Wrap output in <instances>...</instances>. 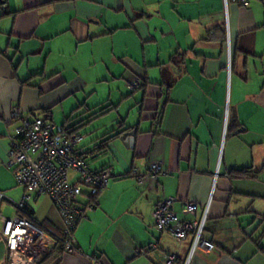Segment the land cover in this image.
Listing matches in <instances>:
<instances>
[{"label": "crops", "instance_id": "crops-1", "mask_svg": "<svg viewBox=\"0 0 264 264\" xmlns=\"http://www.w3.org/2000/svg\"><path fill=\"white\" fill-rule=\"evenodd\" d=\"M3 2L9 12L0 16L3 215L13 216L25 193L7 165L19 123L11 110L55 124L58 107H69L91 81L110 86L107 100L84 101L77 107L85 109L62 116L60 125H73L81 137L89 121L101 120L89 146H80L91 169L107 168L112 177L77 224L76 252L60 251L52 240L40 264H166L167 253L176 256L172 264H185L192 233L177 241L155 230L152 210L167 194L175 195L172 209L181 219L198 221L206 209L202 237L214 247L197 249L188 264H264V0ZM134 80L138 89L113 95V87L119 92L120 82L126 88ZM132 129V145L120 140L123 134L113 136ZM154 161L165 172L138 185L131 167L146 174ZM185 200L196 203L193 214L181 213ZM26 204L34 224L61 233L47 196L31 194ZM5 259L0 239V264Z\"/></svg>", "mask_w": 264, "mask_h": 264}, {"label": "built area", "instance_id": "built-area-1", "mask_svg": "<svg viewBox=\"0 0 264 264\" xmlns=\"http://www.w3.org/2000/svg\"><path fill=\"white\" fill-rule=\"evenodd\" d=\"M240 3L245 6L247 0H240ZM226 46L228 51V43ZM226 67L229 70V60ZM139 87L138 80L126 83L130 91ZM10 118L19 123L9 139L7 165L12 168L16 183L24 188L25 193L13 204V216H5L0 211V239L6 248L3 264H37L48 253L51 233L34 224L26 214V203L31 194L47 196L52 201L62 222V251L76 252L74 231L77 224L85 217V211L94 207L93 197L108 186L112 174L108 169L91 170L84 149L78 145L81 137L70 134L65 125H55L40 117L25 118L17 107L11 110ZM164 172L158 161L149 164L146 174L139 173L135 166L130 169L138 185L147 179L155 181ZM4 198L5 194L0 192V203ZM175 200L173 194L163 196L152 210V217L158 233H167L177 241L192 233L185 263L188 264L197 249L210 251L214 245L202 237L206 209L198 221L181 219L172 209ZM196 207L194 201L185 200L181 213L193 214ZM175 258L174 254L167 253L165 263L172 264Z\"/></svg>", "mask_w": 264, "mask_h": 264}, {"label": "rangeland", "instance_id": "rangeland-1", "mask_svg": "<svg viewBox=\"0 0 264 264\" xmlns=\"http://www.w3.org/2000/svg\"><path fill=\"white\" fill-rule=\"evenodd\" d=\"M255 1V0H253ZM98 72H95L93 74H89L90 78L92 79L93 76H96ZM122 85L119 87L120 91L116 92L115 87L112 88V91L115 92L113 95L114 96H119V95H124V94H129V90L125 88L124 82H120ZM109 90H110V86L105 84L104 82H90L89 85L83 87L81 90H79L77 92V99H69L68 101L71 102V105H69V107H67V102H64L62 105H60L58 107V111L57 113H55V116H58L59 118H54L53 122L55 123V125H60L63 122V119H61L62 116H67L69 113L72 112V110L74 109V113H78L81 111L82 108L85 109L86 105H91L93 103L96 102H102L107 100V98L109 97ZM84 101L86 105H82L80 107H77L79 104H82ZM61 107L63 108V110L61 109ZM75 108H77L78 110H76ZM75 113V114H76ZM74 114V115H75ZM124 116V115H123ZM109 118H111L112 116H107ZM80 118V117H79ZM97 124H102V121L99 120L93 124H90V121L88 122V125L85 126V128L81 129L80 133H81V139L78 143V145L80 146L81 143L84 145L89 146V139L90 134H91V128ZM83 136V139H82ZM93 136V135H92ZM4 203V202H3ZM38 264V263H37Z\"/></svg>", "mask_w": 264, "mask_h": 264}, {"label": "trees", "instance_id": "trees-1", "mask_svg": "<svg viewBox=\"0 0 264 264\" xmlns=\"http://www.w3.org/2000/svg\"><path fill=\"white\" fill-rule=\"evenodd\" d=\"M240 1V0H239ZM0 8H1V11H0V16H3L4 14H6V13H9L6 9H5V5H4V2H3V0H0ZM140 86H141V84H140ZM105 107H102V108H100L99 110H97L95 113H100L103 109H104ZM94 114V113H93ZM92 115V114H91ZM68 120V119H67ZM66 127H67V130L70 132V134H74V135H79L77 132H75V127L73 126V125H71V126H67V125H65ZM123 132H117V133H114L113 134V136H118V135H120V134H122ZM80 136V135H79ZM112 135L111 136H109V137H107L105 140H103V141H101L100 142V145L98 146V151L96 150L95 152H96V154L99 152H101V153H103V148H104V146H103V144H105L106 143V141L107 140H109V139H111L112 137H113ZM84 149V148H83ZM94 152V151H93ZM84 155H85V158H86V160H87V151L84 149ZM87 162H88V160H87ZM102 169H107V168H100V169H91V170H93V171H95V170H102ZM237 172H239L238 174H242L243 176L245 175V176H250L251 175V171L249 170V169H241V170H237ZM99 194V192L93 197V203H94V206L96 205V197H97V195ZM27 208V207H26ZM26 214H28V216L32 219V216H31V213H30V211H29V208H27V211H26ZM39 226H41L45 231H47V232H50L51 233V235H52V240L54 241V242H56V243H54L55 244V246L57 247V248H59V250L60 251H62V248H61V246H62V234L61 233H59V234H57V233H55L54 231H51V230H49L45 225H43V224H38ZM62 228V227H61ZM47 255H48V253H47ZM47 255L41 260V261H43L46 257H47ZM40 261V262H41ZM40 262L38 263V264H40Z\"/></svg>", "mask_w": 264, "mask_h": 264}, {"label": "water", "instance_id": "water-1", "mask_svg": "<svg viewBox=\"0 0 264 264\" xmlns=\"http://www.w3.org/2000/svg\"><path fill=\"white\" fill-rule=\"evenodd\" d=\"M123 135H120V140H123L124 144H130L132 145L133 143V138L135 134V129H132L126 133H122Z\"/></svg>", "mask_w": 264, "mask_h": 264}, {"label": "bare ground", "instance_id": "bare-ground-1", "mask_svg": "<svg viewBox=\"0 0 264 264\" xmlns=\"http://www.w3.org/2000/svg\"><path fill=\"white\" fill-rule=\"evenodd\" d=\"M141 84V83H140ZM130 91V90H129Z\"/></svg>", "mask_w": 264, "mask_h": 264}]
</instances>
